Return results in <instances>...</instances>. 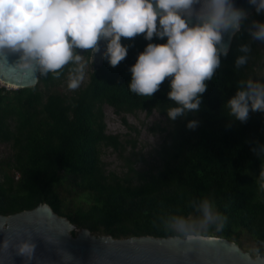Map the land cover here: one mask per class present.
Returning a JSON list of instances; mask_svg holds the SVG:
<instances>
[{
	"label": "trees",
	"instance_id": "16d2710c",
	"mask_svg": "<svg viewBox=\"0 0 264 264\" xmlns=\"http://www.w3.org/2000/svg\"><path fill=\"white\" fill-rule=\"evenodd\" d=\"M253 20H264V12L253 11L243 21L207 81L200 107L175 120L167 115L168 107L175 105L167 96L168 78L151 97L128 88L138 53L149 42L163 43L167 37H122L129 46L127 56L116 66L104 56L88 82L72 93L58 90L67 79L68 65L59 76L40 72L33 87L0 85V143L11 149L0 159V214L10 216L47 203L77 230L93 234L115 239L185 237L173 227L174 218L202 217L201 203L208 199L225 219L220 229L218 222L209 223L203 230L206 236L240 245L247 235L264 246V111H250L247 120L240 121L227 104L239 88L247 87L241 81L264 83V77L256 76L264 41L251 36ZM242 44H249L250 51L247 62L237 66V57L245 54ZM76 51L88 58L93 54L90 49ZM106 105L118 113L157 111L163 116L164 121L151 128L163 136L151 153L154 165L139 170L136 163L145 161L144 156L125 155L126 144L136 148V142L108 133ZM193 119L198 123L189 128ZM105 147L119 151L125 173L108 170ZM194 230L200 231L196 224ZM72 234L77 236V231Z\"/></svg>",
	"mask_w": 264,
	"mask_h": 264
},
{
	"label": "clouds",
	"instance_id": "9594fccd",
	"mask_svg": "<svg viewBox=\"0 0 264 264\" xmlns=\"http://www.w3.org/2000/svg\"><path fill=\"white\" fill-rule=\"evenodd\" d=\"M248 3L257 13L264 12V0ZM193 15L197 22L190 24L188 17ZM247 15L248 10L235 0H0V61L31 78L37 66L42 74L59 76V70L68 65L67 88L74 90L85 78V63L77 49L94 53L103 38L107 42L104 56L116 66L128 54L122 37L143 34L149 41L154 36L167 37L163 43L149 42L138 53L130 66L128 88L151 97L168 78L167 96L175 105L168 107L167 115L175 120L186 110L200 107L201 94L220 65L221 54L227 55L224 33L238 31ZM249 31L254 39L264 41V20H253ZM240 48L245 54L237 57V66L247 62L250 51L249 44ZM9 53H19L15 66L7 65ZM241 84L247 87L239 88L227 104L232 116L246 121L250 111H264V83L248 79ZM197 123L189 120L187 126L194 128ZM201 209L200 225L218 222L217 228L223 227L225 218L208 199L202 201ZM196 223L175 217L173 227L193 241L206 235L194 230ZM34 247L24 240L18 250L31 256Z\"/></svg>",
	"mask_w": 264,
	"mask_h": 264
},
{
	"label": "water",
	"instance_id": "95a60500",
	"mask_svg": "<svg viewBox=\"0 0 264 264\" xmlns=\"http://www.w3.org/2000/svg\"><path fill=\"white\" fill-rule=\"evenodd\" d=\"M235 2L246 8L248 15L255 11L248 0ZM199 7L200 4L194 5L196 9ZM188 22L196 23L195 15L188 17ZM236 32L223 35L228 51ZM98 44L95 53L100 65L106 50L105 40L101 38ZM18 60L19 53H9L7 65L15 66ZM40 72L37 66L31 78L0 61V79L15 85V89L37 85ZM74 227L47 203L10 216L0 214V264H264L263 257H253L238 243L219 236L203 235L193 241L181 236L115 239L109 235L95 236L88 229L73 236ZM24 240L35 245L31 256L19 253V244Z\"/></svg>",
	"mask_w": 264,
	"mask_h": 264
},
{
	"label": "rangeland",
	"instance_id": "374dc122",
	"mask_svg": "<svg viewBox=\"0 0 264 264\" xmlns=\"http://www.w3.org/2000/svg\"><path fill=\"white\" fill-rule=\"evenodd\" d=\"M264 50V48H263ZM264 54V51H263ZM83 61L85 63V78L81 86L86 84L89 79L90 72L93 71L95 66H97L98 60L96 59V53L94 52L90 58L85 54L81 53ZM261 69L256 68V76L259 78L264 77V58L260 61ZM0 85L8 89H15L13 86L8 85L0 80ZM8 85V86H7ZM80 86V87H81ZM58 90L63 93H72L76 89L67 88V79L58 87ZM105 121L107 124V130L109 134L119 135L121 139L125 142L127 140H132L136 142V148H133L131 144H126L125 155L129 157L132 152L143 155L145 161H139L136 163L137 169H148L150 166L155 164V159L152 157V151L157 147L163 139L161 133H155L151 128L157 123H162L164 121L163 116H161L157 111L148 114L146 111H138L135 113H118L113 107L106 105L104 106ZM11 149L8 144L0 143V159H3L10 153ZM137 157L134 156L133 159ZM103 159L107 164L109 171H115L120 174L125 173L128 169L126 166V161L120 157L119 151L111 148L105 147L103 149ZM201 217L196 218V225L199 228V232H203L206 226L200 225L198 221ZM77 231V235L81 230H77L75 227L71 230ZM93 234V233H92ZM95 236H106L103 234L95 233ZM240 246L243 250L249 252L253 257L261 256L264 258V246L255 243L251 237L244 235L240 239Z\"/></svg>",
	"mask_w": 264,
	"mask_h": 264
},
{
	"label": "bare ground",
	"instance_id": "6f19581e",
	"mask_svg": "<svg viewBox=\"0 0 264 264\" xmlns=\"http://www.w3.org/2000/svg\"><path fill=\"white\" fill-rule=\"evenodd\" d=\"M0 80H1V79H0ZM1 81L4 82L3 80H1ZM4 83H6V82H4ZM6 84H8V85H12V84H9V83H6ZM8 85H7V86H8ZM13 87H14V86H13Z\"/></svg>",
	"mask_w": 264,
	"mask_h": 264
}]
</instances>
